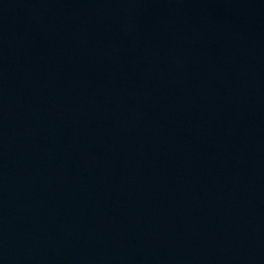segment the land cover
<instances>
[{"label": "water", "instance_id": "obj_1", "mask_svg": "<svg viewBox=\"0 0 264 264\" xmlns=\"http://www.w3.org/2000/svg\"><path fill=\"white\" fill-rule=\"evenodd\" d=\"M0 264H264V0H0Z\"/></svg>", "mask_w": 264, "mask_h": 264}]
</instances>
